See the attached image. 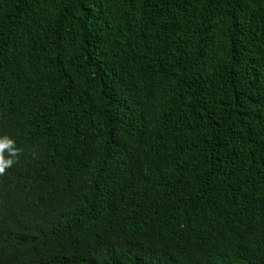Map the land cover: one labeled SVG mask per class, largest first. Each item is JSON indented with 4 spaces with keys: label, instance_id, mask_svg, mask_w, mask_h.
<instances>
[{
    "label": "trees",
    "instance_id": "1",
    "mask_svg": "<svg viewBox=\"0 0 264 264\" xmlns=\"http://www.w3.org/2000/svg\"><path fill=\"white\" fill-rule=\"evenodd\" d=\"M5 135L0 264H264V0H0Z\"/></svg>",
    "mask_w": 264,
    "mask_h": 264
},
{
    "label": "clouds",
    "instance_id": "2",
    "mask_svg": "<svg viewBox=\"0 0 264 264\" xmlns=\"http://www.w3.org/2000/svg\"><path fill=\"white\" fill-rule=\"evenodd\" d=\"M20 154L21 150L17 148L13 139L7 135L0 136V176L5 175L7 170L17 162Z\"/></svg>",
    "mask_w": 264,
    "mask_h": 264
}]
</instances>
